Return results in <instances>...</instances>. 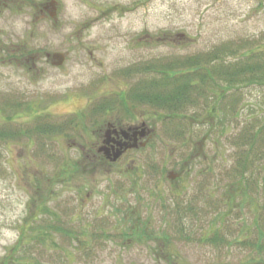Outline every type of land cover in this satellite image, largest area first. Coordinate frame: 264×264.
<instances>
[{
  "label": "rangeland",
  "instance_id": "1",
  "mask_svg": "<svg viewBox=\"0 0 264 264\" xmlns=\"http://www.w3.org/2000/svg\"><path fill=\"white\" fill-rule=\"evenodd\" d=\"M50 1L0 0V264H264V0Z\"/></svg>",
  "mask_w": 264,
  "mask_h": 264
},
{
  "label": "flooded vegetation",
  "instance_id": "2",
  "mask_svg": "<svg viewBox=\"0 0 264 264\" xmlns=\"http://www.w3.org/2000/svg\"><path fill=\"white\" fill-rule=\"evenodd\" d=\"M49 7H43V15L46 14V10ZM51 14V11H48ZM145 126L148 130V133L145 136L141 135L142 127ZM154 130L150 128L145 121L137 123H126L123 121L115 120H106L103 128L100 129V135L97 140H95V150H92L90 157L93 158V155L96 159L103 160L104 162H110L114 153L118 149H123L124 152L121 157L139 147H142V142L147 140V143L151 139ZM85 146L83 147V150Z\"/></svg>",
  "mask_w": 264,
  "mask_h": 264
},
{
  "label": "water",
  "instance_id": "3",
  "mask_svg": "<svg viewBox=\"0 0 264 264\" xmlns=\"http://www.w3.org/2000/svg\"><path fill=\"white\" fill-rule=\"evenodd\" d=\"M49 4L54 9L56 8V0H51V2ZM52 15H54V13ZM52 58L54 59V61H53L54 65H61L65 61L66 54L64 52H54L52 55ZM141 135H145V127L142 128ZM122 153H123V150H121V149L117 150L114 153L112 160L116 161L122 155Z\"/></svg>",
  "mask_w": 264,
  "mask_h": 264
}]
</instances>
